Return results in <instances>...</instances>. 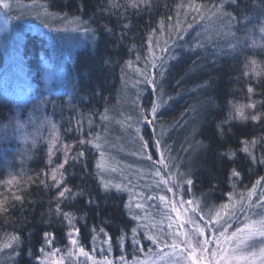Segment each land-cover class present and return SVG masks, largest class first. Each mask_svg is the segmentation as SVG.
<instances>
[{"label":"trees","instance_id":"obj_1","mask_svg":"<svg viewBox=\"0 0 264 264\" xmlns=\"http://www.w3.org/2000/svg\"><path fill=\"white\" fill-rule=\"evenodd\" d=\"M7 2L9 5L35 3L43 13L42 18H35L36 25L45 33L24 32L21 21L0 6L4 19L0 20V86L8 93L16 87L28 86L26 97L0 101V179L17 170L10 163L14 146L19 142L15 139V117L24 120L38 134L25 160L16 161L20 174L15 185L3 189V197L7 199L4 207L8 212H0V244L8 235H19L21 243L14 245L15 250L0 252V264H39L45 232L54 234L52 247L66 244V220L55 211L58 189L51 186L50 179L47 187L40 183L43 173L50 171L48 143L39 142L47 130L57 138L53 166L62 162L64 144L73 145L70 156L80 150L85 152L84 157L65 165L67 186L79 195L64 200L61 208L75 217L80 245L98 261L107 256L113 264H121L123 256L126 264H135L157 259L164 250L162 244L157 247L145 237L149 229L143 227L138 229L140 244L133 243L131 228L138 221L131 219L125 207L131 191L121 185L120 191L112 188L105 192L100 187V175L114 184L120 183L110 176V170L100 173L96 168L100 159L97 149L78 143L80 139L99 135L106 167L129 170L130 177H135L134 185L141 179L131 163L132 158L127 159L130 160L127 166L116 161L123 159L121 153H124L123 145L118 142L125 145L126 138L134 136L126 126L131 115L136 117L140 134L150 145L155 139L161 140V147L178 166L172 172L179 171L193 179L190 191L185 185V195L191 193L204 210L203 204L207 202L215 210L224 203H229L230 208L235 205L229 233L243 226L246 215L255 219L264 214V209L255 206L264 190L261 187L252 198L250 210L245 204V211H240L238 202L240 195L246 197L252 184L264 176V165L252 163L241 151V141L247 140L257 159L264 156V31H261L264 0H197L208 9L205 19L196 21L191 16L185 21L184 10L177 7L187 0H150L148 5L141 4L139 8L129 6L128 0ZM112 2L120 7H112ZM221 2L223 13H231L234 19L223 14L219 18L212 15L216 11L212 5ZM178 12L183 27L193 24L192 29L181 33L182 39L168 27L175 25ZM65 14L69 19L79 16L87 23L81 24V30L73 31L62 19ZM169 16L173 17L171 21L167 19ZM162 20L163 32L160 31ZM105 25L112 29L111 33L104 30ZM153 29H156L152 35L153 51L162 58L156 64H163V68L153 69L149 62L146 69L155 76V91L136 71L145 69V58L150 56L148 39ZM14 47L20 51L18 58L11 51ZM165 47L168 51H161ZM40 55L49 58L53 66L50 84L46 83ZM137 55L140 60L136 59ZM129 61L132 67H128ZM252 61L258 66L259 76L251 71ZM249 87L252 93L248 92ZM154 100L160 103L156 119L145 124L140 119L141 108L150 110ZM250 104L255 108L248 107ZM237 108L247 119L238 118ZM102 115L108 119H101ZM253 115H259L260 119L253 121ZM252 140L257 141L254 148ZM226 151L235 152L236 156L232 159L221 156ZM233 168L241 172L235 189L229 179ZM227 193H233L231 201ZM17 195L22 201L15 200ZM89 198L94 203H88ZM146 200L144 196L141 202L146 204ZM133 213L139 210L133 208ZM101 228L108 236L99 231ZM109 236L111 251L106 243Z\"/></svg>","mask_w":264,"mask_h":264},{"label":"snow or ice","instance_id":"obj_2","mask_svg":"<svg viewBox=\"0 0 264 264\" xmlns=\"http://www.w3.org/2000/svg\"><path fill=\"white\" fill-rule=\"evenodd\" d=\"M150 0H128L129 6L132 8H139L141 4L148 5ZM0 6L7 9L10 7L7 0H0ZM112 7H120L118 3L112 2ZM178 8L184 10V19L187 21L188 17L191 16L193 21L204 20L205 19V10L208 9V6L204 3H198L197 0H187V3H181L177 5ZM223 2L219 4H213L212 8L215 9V12H212L213 16L219 18L220 14L227 15L229 19H234L231 13H223ZM47 12V8L44 9ZM210 11V9H209ZM180 13H177V19L175 25H169V30L175 31L178 37L181 39L183 36L181 33L186 32L187 29H192L193 24L187 23L186 28L181 25L179 20ZM211 19V17H208ZM62 19L70 26H72L73 31L81 30V24H86V21H81L79 16H74L71 19L65 14ZM169 21L173 17H167ZM47 26V25H46ZM125 28L128 27L127 24L124 25ZM83 31H89L88 28H83ZM104 30L108 33L112 32V29L107 25L104 26ZM160 31H164V22H160ZM264 31V28L261 29ZM156 32V29L152 30V34L149 35L148 39V52L149 57L145 58V69L142 70L137 68L136 71L144 77V81L147 84L153 85V91H155V76L146 72L149 62L153 69L157 67L163 68V64L157 65L156 60L162 59L155 55L153 51V40L152 35ZM167 44V41H165ZM158 47V42L156 43ZM203 47V45H198ZM161 51H168V49L161 48ZM140 56L137 55L136 59L140 60ZM253 67L251 71L254 72L257 76L261 73L257 70L258 66L255 61H252ZM128 67H132V62H128ZM248 73L246 72L245 75ZM160 75H163V71L160 72ZM252 87L248 88V92L252 93ZM160 107V103L156 100L152 102L151 109H143L140 111V119L145 124H151L156 119L157 110ZM248 107L255 108L254 104L248 105ZM237 114L244 117L243 112L237 108ZM151 117V119L149 118ZM101 119H108L107 115H102ZM128 120H131L132 117H128ZM253 121L260 119L259 115H253L251 117ZM131 127V125H129ZM135 132L140 141V152L139 154L143 159L150 162L148 171L149 174L157 178L155 180L156 189L163 191L165 194L158 196H147L148 200H159L161 204L164 205L167 209L165 213L164 220L167 223H164V220L159 222V226L156 223L151 225L143 224L142 221L145 217L140 216L138 213H133V208L137 210H144L145 205L141 202L144 199V193H135L134 196H130L129 202L125 204V207L129 209V214L131 215L132 220L138 221L137 226L131 228L132 240L136 245L140 244V240L137 238L139 235L138 229L143 227L149 229L145 232V237L152 242V244L160 247L161 244L164 248L171 249L170 253H165V255L171 258V264H264V214H259V218H250L246 215V222L242 227H237L235 231L229 233V228L231 227L230 220L235 215V205L233 204L230 208L229 203H224L219 206V210H216L213 213L212 209H209L205 212L204 208L201 206L200 202L195 199H185V185H187V190L190 191L191 187L194 184V181L190 176L185 173H173V167H177L172 163L170 156L165 155V151L162 150L161 140L155 139L154 142L150 145V141L146 140L143 135L140 134V128L136 127ZM100 136L97 135L92 139H80L78 143L80 145L89 144L92 145L95 149L99 151L100 159L96 164V168L100 170V173L110 170L111 172H116L115 167L108 168L105 164V153L102 150V144L100 141ZM57 138L53 137L51 140V145L48 149L49 165L50 171H45L43 173L44 178L41 179L40 183L48 186L47 181L50 179L51 186L58 189L57 192V204L55 211L58 215L63 216L70 226V230L67 232V237L69 241L70 248L67 253L61 255L56 259L59 249H56L52 252L45 254V259L48 257L52 258V264H113L112 260H109L107 256L103 258L102 261H97L93 255L85 250L79 242V228H76L73 224L75 217L68 212H64L61 208V203L68 199L79 195V193H74L71 188L67 186L66 177H65V165L69 164L70 160H76L81 157H84L85 152L80 150L75 156H70L73 145L64 144L63 153L64 157L62 162L55 163L53 166L52 157L55 154L54 149H56ZM243 148L241 151L247 154L250 157L252 163L259 165H264V156L257 159L253 154L251 148L249 147V141H241ZM257 141H251V147L254 148ZM150 147H154L158 158H154ZM170 152L171 149H168ZM135 154V153H134ZM221 156L228 157L232 159L236 156L235 152L226 151L221 153ZM15 179V178H13ZM229 179L233 181V189L236 187V181L241 179V172L233 168L230 172ZM11 183V181H9ZM100 187L108 192L112 188H115L117 191H120L122 186L121 184H114L111 180H105L103 175H100ZM261 187L264 189V176H261L259 179L252 184L251 188L247 191V196L243 194L239 197L240 211H245V204H247L248 209L250 210L252 205V198L257 195V188ZM168 193L171 194L167 195ZM229 198V201L232 200L233 193L226 194ZM133 198L136 202L133 204ZM15 200L22 201V197L17 195ZM88 203H94V201L89 198ZM255 206L264 209V190L259 194V199L256 201ZM0 212L7 213L8 208L4 207V202L0 201ZM175 214V215H173ZM151 229H157L155 232H152ZM93 232L96 231L95 228L92 229ZM101 233H104L105 236H108L104 232V229L99 230ZM259 237L261 243L257 246L255 243L256 238ZM54 234L45 232L44 241L45 244L51 246L54 241ZM95 240V236L93 237ZM119 240L122 242L124 240V235L122 234L119 237ZM21 243V237L19 235H8L7 240L0 244V252L5 249H14V245ZM108 243V250L111 251V237L109 236L106 240ZM142 250V249H141ZM41 252H44V248L40 249ZM93 251H95L93 249ZM84 258V261L81 262L80 258ZM121 264H126L124 257H120ZM143 264V262H142Z\"/></svg>","mask_w":264,"mask_h":264},{"label":"rangeland","instance_id":"obj_3","mask_svg":"<svg viewBox=\"0 0 264 264\" xmlns=\"http://www.w3.org/2000/svg\"><path fill=\"white\" fill-rule=\"evenodd\" d=\"M8 14H10L15 20L19 19L21 22L20 24L24 27L23 30L24 32H28V33H32V34H44L45 32H43V29L40 27H37V22L35 18H42L43 17V13L42 10L39 9V7L37 5H35V3H22V4H15V5H10L9 8L5 9L3 8ZM14 9V10H13ZM11 10V11H10ZM13 10V11H12ZM0 15V20L3 21L4 19L1 18ZM8 22L11 20H7ZM37 21H39V19H37ZM40 23V22H38ZM5 39H9L7 36H5ZM11 51H15L14 55L15 57L18 58V54H19V50L18 47L15 49V47L12 49ZM40 59L43 63V74L46 80L47 84H50V82L52 81L53 77V66L51 65L50 59L46 58L44 55H40ZM17 88V89H16ZM11 93L7 92L4 90V87L0 86V101H4L5 98H11V99H19L22 97H26L27 94V90H28V86H23V87H16ZM40 105V103H39ZM40 111H42L39 108ZM128 117H132L131 120L127 119V123L126 126L127 128L130 127L129 125H131V131L133 133V137L132 138H126V144L124 145L123 143H119L118 144L121 146L123 145L124 148V153H121V156L123 157V159L121 158L116 160V161H121L122 163H124L126 166L128 165L127 163L130 162V160H127L129 157L130 159L132 158L131 163H133L135 165V170L136 173L138 174L137 176L139 177V179L134 185H133V178L130 177L129 175V170L127 169H122L120 166L119 168L116 167L117 171L116 172H109L110 176L117 181V183H120L121 185H125L129 191H131V196H134L135 193H144V196L147 198V196H158L161 194H165L163 191L156 189V185H155V180L157 178L153 177L152 175L149 174L148 168L150 165V162H148L147 160L143 159L142 156L139 154L140 152V143L138 142V137L136 135L135 132V128L136 127H140L137 122H136V117L134 116H128ZM238 118H242V117H238ZM26 121L29 120L26 119ZM25 121L21 120L19 117H15V124L17 127V130L15 132H17L16 135V141L17 142V146H14V155H13V162L10 161L11 165L16 166L17 170L15 171V173H10V174H6L4 177H2L0 179V201H3L5 204V201L7 199H5L3 197V189L5 188H13L12 186L15 185L14 183L16 182V180L18 179V176L20 174V168L18 167L16 161L18 160V162L21 163V159L25 160L26 157V153H29V149L31 148V146H34V142L36 137L38 136L37 132L35 131H31L32 128H29V124H24ZM51 129V128H49ZM49 132V133H48ZM44 137L41 138V140L39 142L42 143H48V147H50L51 145V140L53 137H56V134L54 132H52L50 134V131H46L45 134H43ZM41 135H39L40 137ZM131 141V142H130ZM135 141L136 144H134L133 142ZM133 152V155L130 156V153L128 152V150ZM162 150H164L162 148ZM149 151L152 152L154 158H158L155 148L154 147H150ZM165 151V155L169 156V153ZM128 155H127V154ZM135 153V154H134ZM129 161V162H128ZM173 164L175 165V161L173 162ZM15 167V168H16ZM124 167V166H123ZM176 169V167H173V171ZM179 172V171H178ZM177 173V172H176ZM15 178V179H13ZM148 180V181H147ZM9 181H11V183H9ZM147 181V182H146ZM132 185L134 187H132ZM132 188V189H131ZM186 188V186H185ZM191 194V193H190ZM190 194H187L184 196V198L187 199H193V197H191ZM167 195H169V197L171 196L170 193H168ZM133 200L135 201V198H133ZM144 200V199H143ZM145 205V209L144 210H139L140 216L145 217V219L142 221V223L144 224H152V223H156L159 226V222L161 220H164L165 217V213L167 211V209H165L164 205L160 203V201L154 200L153 202L148 201V199L146 201H144ZM205 207V210H209L212 209L213 213L216 211L215 208H211L210 207V203H204L203 204ZM5 206V205H4ZM205 211V212H207ZM175 215V214H173ZM164 223L166 224L167 221L164 220ZM74 224V222H73ZM66 225H67V231H66V244L63 247L60 248H54L51 246H48L45 244V241H43V245L42 247L44 248V252L40 251V256L38 258V262L39 264H52V258L48 257L47 259H45V254L48 252H52L56 249H59V253H57L56 259H58L61 255H64L67 253L68 249L70 248L69 245V241H68V237H67V232L70 230V226L68 225L67 221H66ZM75 226V225H74ZM255 243L257 244V246L261 243L260 238L257 237ZM163 246V245H162ZM41 247V248H42ZM163 251L159 254V257L157 259H152L150 261H138L135 264H171V258L167 255H165V253H170L171 249L168 248H164L163 247ZM81 262L84 261V258H80ZM98 261V260H97ZM100 261V260H99ZM67 264V262H66ZM88 264H90V262H88ZM118 264V263H117ZM241 264H243V262H241ZM257 264H259V262L257 261Z\"/></svg>","mask_w":264,"mask_h":264}]
</instances>
